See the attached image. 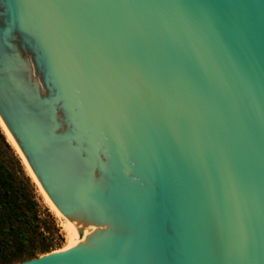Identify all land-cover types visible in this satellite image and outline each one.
Listing matches in <instances>:
<instances>
[{"label":"water","instance_id":"obj_1","mask_svg":"<svg viewBox=\"0 0 264 264\" xmlns=\"http://www.w3.org/2000/svg\"><path fill=\"white\" fill-rule=\"evenodd\" d=\"M0 116L81 241L11 264H264V0H0Z\"/></svg>","mask_w":264,"mask_h":264},{"label":"trees","instance_id":"obj_2","mask_svg":"<svg viewBox=\"0 0 264 264\" xmlns=\"http://www.w3.org/2000/svg\"><path fill=\"white\" fill-rule=\"evenodd\" d=\"M4 131L0 126V264H11L60 249L65 236Z\"/></svg>","mask_w":264,"mask_h":264},{"label":"rangeland","instance_id":"obj_3","mask_svg":"<svg viewBox=\"0 0 264 264\" xmlns=\"http://www.w3.org/2000/svg\"><path fill=\"white\" fill-rule=\"evenodd\" d=\"M0 126L2 127L3 130H5L4 132H6V136L7 138H9L8 140L13 143L16 151L18 152L19 156L21 157V160L25 166V169L27 171V173L31 176V178L33 179V181L36 184L37 187V192L38 195L41 197L42 201L49 207V209L51 210V212L54 214L57 224L60 227L61 231L64 233L65 236V240L62 244L61 248H67L71 245H74L71 243V238H72V233L70 231V229L68 228L67 224H66V218L63 213H60L53 205L52 203L49 201V199L47 198V196L45 195L41 185L38 183L37 179L35 178V176L33 175L28 163L26 162L25 158L23 157L20 149L18 148V146L16 145L15 141L13 140V138L11 137V135L9 134V132L7 131L6 127L4 126L3 122L0 119Z\"/></svg>","mask_w":264,"mask_h":264},{"label":"bare ground","instance_id":"obj_4","mask_svg":"<svg viewBox=\"0 0 264 264\" xmlns=\"http://www.w3.org/2000/svg\"><path fill=\"white\" fill-rule=\"evenodd\" d=\"M0 119H1V121L3 122L4 126L6 127L7 131L9 132V134L11 135V137L13 138V140L15 141L14 137L12 136L11 132H10L9 129L7 128V126H6V124L4 123L3 119L1 118V116H0ZM15 143H16V145L18 146V144H17L16 141H15ZM18 148L20 149L19 146H18ZM20 151H21V149H20ZM21 153H22V151H21ZM22 155H23V157L25 158L26 162L28 163V161H27V159H26V157L24 156L23 153H22ZM28 165H29V163H28ZM29 167H30V165H29ZM30 169H31L33 175L35 176V178L37 179V177H36V175H35V173L33 172V170H32L31 167H30ZM37 181H38V179H37ZM38 183L40 184L39 181H38ZM40 185H41V184H40ZM41 187H42V185H41ZM42 189H43V187H42ZM43 191H44L45 195L47 196V198L49 199V201L52 203V205H53V206H54V207H55L60 213H62V212L57 208V206L54 204V202L51 200V198L48 196V194L46 193V191H45L44 189H43ZM66 224H67L68 228L70 229V231H71V233H72L71 243L74 244V245H76V244H78V243H81V241H80V237H79V234H78V231H77V228H76L75 224H74L70 219H68V218H66ZM74 245H71V246H69V247H72V246H74ZM69 247H67V248H69ZM63 249H65V248H63Z\"/></svg>","mask_w":264,"mask_h":264}]
</instances>
